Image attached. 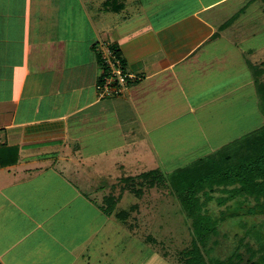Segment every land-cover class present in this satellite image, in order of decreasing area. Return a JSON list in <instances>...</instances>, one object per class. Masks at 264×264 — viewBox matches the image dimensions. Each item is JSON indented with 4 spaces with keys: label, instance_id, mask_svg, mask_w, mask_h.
Listing matches in <instances>:
<instances>
[{
    "label": "crops",
    "instance_id": "0c3cea01",
    "mask_svg": "<svg viewBox=\"0 0 264 264\" xmlns=\"http://www.w3.org/2000/svg\"><path fill=\"white\" fill-rule=\"evenodd\" d=\"M260 15L264 0H0V264H37L60 213L43 208L55 191L48 172L83 169L101 136L133 151L159 123L216 103L234 109L232 89L253 88V49L234 36ZM103 45L138 77L120 98L95 89ZM148 100L162 117L146 114Z\"/></svg>",
    "mask_w": 264,
    "mask_h": 264
},
{
    "label": "rangeland",
    "instance_id": "374dc122",
    "mask_svg": "<svg viewBox=\"0 0 264 264\" xmlns=\"http://www.w3.org/2000/svg\"><path fill=\"white\" fill-rule=\"evenodd\" d=\"M225 32L231 34L228 30ZM237 32L245 39L234 36L239 50L253 49L244 57L245 64L264 63V15L252 20L243 17ZM232 64L237 65L234 61L229 65ZM230 75L227 74L225 81L232 78ZM237 76L236 86H239L241 74ZM232 90L234 109L228 106L226 110L216 103L195 114L159 123L150 135L148 133V144L133 151H127L123 139L107 132L100 138V147L95 146V152L89 154V162H83V169L60 171V174L48 172L46 175L50 178L45 182L56 192L51 191L50 199L44 197L48 204L44 203L43 208L48 210L45 213L55 210L60 213L45 226L50 234L44 246L36 250L37 264H182L179 253L190 247L191 233L178 202L167 188L140 186L141 181L135 177L153 169L170 174L262 127L264 117L258 107L255 87ZM154 105L153 100L144 104L146 114L162 117L163 111L151 108ZM118 115L115 113L116 117ZM116 152L123 153L117 155ZM115 161L122 163L121 167ZM126 178L134 180L124 182ZM136 189H141V197H135ZM79 191L90 201L80 198ZM110 195L121 199L108 216L102 207L104 198ZM225 197L221 189L207 196L199 195L203 210L223 220L218 235L213 237L216 243L212 245V254L224 258L238 247L246 257L245 247L239 245V240L242 238L243 243L253 248L264 246V216L243 215L247 207L255 204L253 198H247L243 209L237 210V201L223 202ZM236 210L237 216L230 218ZM121 211L128 213L125 221L116 217ZM250 233L254 237L246 235Z\"/></svg>",
    "mask_w": 264,
    "mask_h": 264
},
{
    "label": "trees",
    "instance_id": "16d2710c",
    "mask_svg": "<svg viewBox=\"0 0 264 264\" xmlns=\"http://www.w3.org/2000/svg\"><path fill=\"white\" fill-rule=\"evenodd\" d=\"M109 49L125 68L118 48L110 45ZM98 59L104 75L105 67L100 53ZM246 64L257 93L259 110L264 117V63ZM135 178L141 181L140 186L144 185L149 189L156 186L167 188L178 202L191 233L190 247L179 253L182 264H264V246L253 248L248 243H243L242 238L239 245L245 247L246 257L240 253L238 247L224 258L215 257L212 254V245L216 243L213 237L218 235L219 224L223 220H217L204 211L199 199L200 194L207 196L211 191L221 189L226 193L222 201L236 200L237 210L243 209L242 204L247 203V198L254 199L255 204L246 208L244 216H264V124L258 130L170 174L164 175L159 169H153ZM133 180L126 178L124 182ZM133 192L137 198L142 195L141 189ZM120 199L112 195L105 197L103 212L108 216L112 215ZM237 210L229 217L237 216ZM116 217L125 221L128 213L121 211ZM246 235L253 236L251 233Z\"/></svg>",
    "mask_w": 264,
    "mask_h": 264
},
{
    "label": "built area",
    "instance_id": "2783aa9c",
    "mask_svg": "<svg viewBox=\"0 0 264 264\" xmlns=\"http://www.w3.org/2000/svg\"><path fill=\"white\" fill-rule=\"evenodd\" d=\"M99 53L105 72L95 85L98 98H120L124 95L129 84L137 81L138 77L123 67L120 60L113 55L109 46L103 45Z\"/></svg>",
    "mask_w": 264,
    "mask_h": 264
}]
</instances>
